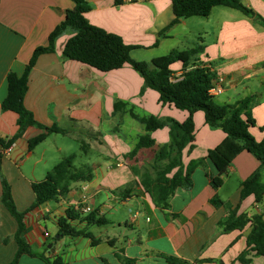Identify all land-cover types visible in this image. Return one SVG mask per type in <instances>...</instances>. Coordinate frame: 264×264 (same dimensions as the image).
I'll use <instances>...</instances> for the list:
<instances>
[{"label": "crops", "instance_id": "1", "mask_svg": "<svg viewBox=\"0 0 264 264\" xmlns=\"http://www.w3.org/2000/svg\"><path fill=\"white\" fill-rule=\"evenodd\" d=\"M86 1L91 7L85 14L88 23L119 36L125 45L133 47L130 57L135 61L200 47L199 61L211 65L216 76L225 78L224 90L215 100L234 104L252 96L250 112L255 126L249 132L256 141L264 139V131L260 130L264 126V26L260 21L240 12L217 11L216 22L209 25L213 23L215 7L208 17L182 20L160 37L174 18L171 0H134L120 6H115L114 0ZM242 2L264 19V0ZM73 6L70 0H0L1 140H9L17 131V116L1 111L7 95V75L23 74L34 50L47 46L49 34ZM70 36L66 33L58 38L53 53L38 56L23 98L24 107L37 123L46 128L55 126L66 134H51L28 151V141L45 133L44 129L28 127L1 158L0 171L10 187L15 208L24 213L22 237L30 248L50 260L60 256L67 264H124L125 260L132 264H169L164 256L190 264H264V256L247 245L253 218L260 216L264 220V196L259 203L252 195L240 199L241 183L259 168V161L247 152L240 153L223 176L222 186L214 191L209 175L214 176L215 169L206 160V153L219 145L225 135L219 129H209L203 113L196 112L195 149L189 155L183 152L182 163L186 166L190 161L203 160L202 164L193 170L188 190L177 189L167 209L156 208L141 181L154 179L158 164L167 163H158L155 153L168 145L169 127L150 133L153 147L141 148L129 157L139 138L146 134L144 125L131 115L183 122L187 112L161 105L158 94L150 89L140 95L143 81L127 65L102 73L64 60L62 50ZM170 69L177 78L184 71L180 62ZM117 103L124 105L120 111L114 110ZM74 134L80 139L86 156L84 166L92 179L68 184L67 194L32 208L31 184L45 178L53 169L47 170L55 157L46 152L37 155V148L52 135ZM56 153L57 159L60 154L66 158L62 148H56ZM1 196L0 178V264H9L17 252V222L1 204ZM214 197L222 203L218 208L210 204ZM77 203L90 206L106 221L103 226L71 223L86 228L98 242L91 245L89 239L64 236L49 243L51 233H58V219L65 216L68 208L76 210ZM116 205L126 207L132 218L124 222L106 219L105 210H114ZM240 215L247 219L244 227L224 232L227 224L219 223ZM86 216L80 214V218ZM48 223L52 225L51 232ZM241 257L246 262H241ZM16 264L45 263L22 254Z\"/></svg>", "mask_w": 264, "mask_h": 264}, {"label": "trees", "instance_id": "2", "mask_svg": "<svg viewBox=\"0 0 264 264\" xmlns=\"http://www.w3.org/2000/svg\"><path fill=\"white\" fill-rule=\"evenodd\" d=\"M73 9L68 10L62 23L55 27L49 34L47 46L38 47L34 50L24 72L21 76L14 73L7 75V95L1 103L2 112H12L17 116V131L7 141L0 139V165L3 151L12 146L28 127L44 129L45 133L28 141V151H32L51 134H66L65 131L55 126L46 128L37 123L33 115L24 107L23 98L27 91L28 76L39 55L53 53L55 43L58 38L66 33H70V38L66 41L62 58L72 60L91 67L99 72L107 73L129 66L142 79L143 85L140 90L142 95L147 89L158 94V102L161 105H171L179 111L187 112V117L183 122L174 119L165 121L150 116L140 118L132 114V118L144 125L146 134L142 135L135 148L129 154L134 157L141 148H151L154 145L150 133L169 127V143L162 146L155 153V160L159 163L167 161L163 166L155 169V177L145 178L141 181L145 193L150 197L152 204L159 209L168 208L170 198L177 189L188 190L192 186L191 174L193 170L202 164L203 160L190 161L186 166L182 163L183 152L189 155L195 149V128L193 115L196 112L203 113L205 125L209 129L221 130L225 137L219 145L208 150L206 160L215 169V175H209V185L216 191L223 183V176L228 167L242 152H247L259 161V168L241 183L240 199L252 195L255 203H259L264 196V139L256 141L249 132L255 126V121L251 116L250 108L254 98L245 97L234 104H220L209 94V89L216 74L206 65L202 64L198 55L202 52L200 47L187 51L173 52L168 55L153 58L149 61H135L130 57L133 47L123 43L121 38L115 34L108 33L101 28L88 23L85 14L91 10L86 0H70ZM124 2L132 3L134 0H114L115 6H120ZM215 7H225L240 12L249 19L258 20L264 26V19L257 15L251 8L245 6L240 0H171L173 20L166 26L159 36L180 21L200 17L206 18ZM180 62L183 66V73L180 78L173 77L170 67ZM124 105L117 103L114 105L115 111H120ZM264 131V126L260 127ZM73 157L63 158L53 169L48 172L42 181L31 184L34 194L32 208L64 196L68 193V182H89L92 176L89 172L69 173L70 163ZM68 175V178H67ZM2 196L1 204L17 222L15 242L17 252L14 259L9 264H16L22 254L39 258L45 264H67L60 256L50 260L42 254L34 252L22 237L24 231L23 216L15 208L11 198L10 187L4 179L1 171ZM210 204L218 208L222 203L214 197ZM237 208L232 213L235 214ZM80 211L68 208L63 218L58 219L59 237L78 238L83 237L95 245L98 240L87 232L86 228H78L71 223L79 221L86 226H103L106 221L98 217L96 211H91L86 217L80 218ZM247 219L240 215L236 218H229L219 225L227 224L224 232L240 230L246 224ZM251 230L247 236V245L252 246L257 255L264 256V220L260 216L253 218ZM55 241V240H54ZM169 264H190L186 261L164 256ZM241 262H246L242 257ZM196 261L192 264H201ZM124 264H132L125 260Z\"/></svg>", "mask_w": 264, "mask_h": 264}, {"label": "rangeland", "instance_id": "3", "mask_svg": "<svg viewBox=\"0 0 264 264\" xmlns=\"http://www.w3.org/2000/svg\"><path fill=\"white\" fill-rule=\"evenodd\" d=\"M241 3L242 0H240ZM214 10L213 14V23L210 22L209 25H213L214 22H216V12L217 11H223V12H232V13H239L237 11L224 8V7H217ZM219 13V12H217ZM225 15V13H224ZM81 137V136H80ZM62 148L66 154V157H73L70 163V168H69V173H73L74 171H83L87 172L84 162H86V156L84 155V149L82 148V144L80 142L79 137H77L75 134L74 135H68V136H62V135H52L49 140L45 144H42L39 146L36 150V154L39 155L41 152H46V154H55L51 160H50V165L47 170H51L56 164H58L65 155L60 154V159H57V153H56V148ZM52 156V154H51ZM58 156V157H59ZM68 178V175H67ZM69 184L77 183V181H69ZM105 218L118 222V221H128L130 218H132V215H130L129 210L126 207H120V205H116L114 210H105ZM48 230L51 232L52 231V225L47 224ZM55 233H51V237L48 239V242H52L55 240V237H57Z\"/></svg>", "mask_w": 264, "mask_h": 264}, {"label": "built area", "instance_id": "4", "mask_svg": "<svg viewBox=\"0 0 264 264\" xmlns=\"http://www.w3.org/2000/svg\"><path fill=\"white\" fill-rule=\"evenodd\" d=\"M206 66L208 68H210L211 71H213L211 65H206ZM224 82H225V78L224 77H222V76H216V79L213 81L212 86L209 89V94L212 97H217L218 95H220L223 92V90H224ZM10 150H11V147L5 149L3 151V154H8L10 152ZM85 200H86V198L83 197L82 198V201H85ZM83 204L84 203H82V204H79V203L75 204V207H76L75 209L77 211H80L82 214L87 215V214H89L92 211V209H91L90 206H85ZM44 236L47 237L48 235L45 233Z\"/></svg>", "mask_w": 264, "mask_h": 264}, {"label": "water", "instance_id": "5", "mask_svg": "<svg viewBox=\"0 0 264 264\" xmlns=\"http://www.w3.org/2000/svg\"><path fill=\"white\" fill-rule=\"evenodd\" d=\"M56 238H59V235L56 237ZM51 245H48L47 248L50 249Z\"/></svg>", "mask_w": 264, "mask_h": 264}]
</instances>
